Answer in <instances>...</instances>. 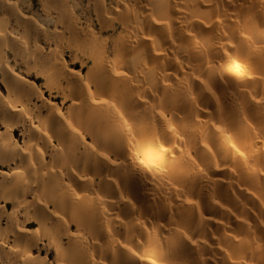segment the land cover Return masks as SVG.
<instances>
[{"label":"bare ground","instance_id":"1","mask_svg":"<svg viewBox=\"0 0 264 264\" xmlns=\"http://www.w3.org/2000/svg\"><path fill=\"white\" fill-rule=\"evenodd\" d=\"M95 1L0 0V264H264V0Z\"/></svg>","mask_w":264,"mask_h":264},{"label":"rangeland","instance_id":"2","mask_svg":"<svg viewBox=\"0 0 264 264\" xmlns=\"http://www.w3.org/2000/svg\"><path fill=\"white\" fill-rule=\"evenodd\" d=\"M77 3L79 4V6L76 8V13L77 17L79 19H83L82 21H84V25L86 23L87 19L92 18V20L96 19V9L95 8V0L90 1L89 0H76ZM104 2V4L107 6V9L110 11H117V0H102ZM33 5V9L38 11L39 10V2L38 0H31ZM95 3V4H94ZM116 6V8H115ZM39 12V11H38ZM82 17V18H81ZM120 29V28H119ZM2 89V88H1ZM16 137L18 138V136L16 135ZM19 142L21 143V138H18Z\"/></svg>","mask_w":264,"mask_h":264}]
</instances>
